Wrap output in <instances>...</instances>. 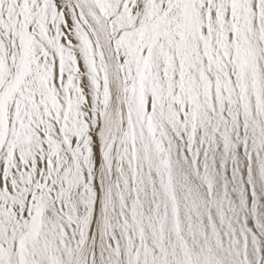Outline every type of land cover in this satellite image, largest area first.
Returning <instances> with one entry per match:
<instances>
[{
    "label": "snow or ice",
    "instance_id": "6c2138e0",
    "mask_svg": "<svg viewBox=\"0 0 264 264\" xmlns=\"http://www.w3.org/2000/svg\"><path fill=\"white\" fill-rule=\"evenodd\" d=\"M0 264H264V0H0Z\"/></svg>",
    "mask_w": 264,
    "mask_h": 264
}]
</instances>
